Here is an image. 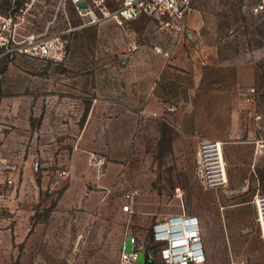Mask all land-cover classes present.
Instances as JSON below:
<instances>
[{"label":"rangeland","instance_id":"374dc122","mask_svg":"<svg viewBox=\"0 0 264 264\" xmlns=\"http://www.w3.org/2000/svg\"><path fill=\"white\" fill-rule=\"evenodd\" d=\"M260 2L193 0L189 34L173 38L146 18L68 31L80 22L69 0H0L12 35L0 46V154L22 163L15 184L0 178V264H125L131 235L159 258L166 243L154 241V224L177 214L200 217L208 264H264L254 202L264 159L255 165L232 130L244 119L239 87L209 80L254 65L264 82ZM57 34L63 61L20 49ZM217 88L225 98L204 92ZM228 130L229 184L210 189L197 174L199 144ZM136 264L154 257L141 250Z\"/></svg>","mask_w":264,"mask_h":264},{"label":"built area","instance_id":"2783aa9c","mask_svg":"<svg viewBox=\"0 0 264 264\" xmlns=\"http://www.w3.org/2000/svg\"><path fill=\"white\" fill-rule=\"evenodd\" d=\"M62 3L64 0H61ZM80 19L77 25L68 31L84 29L102 22L112 21L118 27H125L128 23L146 18L155 23L161 30L173 38H180L189 34L187 17L192 10L193 0H69ZM264 11V0L254 7V12ZM12 19L7 26L11 29ZM6 28V27H4ZM12 35L4 33L0 26V46L9 49ZM33 47L23 44L20 49L39 58H46L55 62L63 61L67 45L63 37H41ZM158 53H164L161 46L156 47ZM242 106L246 120L255 128V137L251 139L256 154H264V85H252L241 89ZM197 158V174L202 182L210 189H225L229 184L228 161L225 156L224 142L221 140H204L199 144ZM19 155L13 154L9 158L0 154L1 184L13 185L16 175L20 173L22 163ZM38 169L39 162L34 164ZM63 173H67L64 171ZM257 207V222L264 239V194H256L254 199ZM132 210V208H131ZM181 225L180 230L170 227ZM152 236L156 243H166L159 250L156 258L153 250L140 244L131 235L133 245L131 252L122 247L121 260L125 264H136L139 251H145L147 261L153 255L154 264H206V249L201 233V225L197 216L180 214L165 221L154 224Z\"/></svg>","mask_w":264,"mask_h":264},{"label":"crops","instance_id":"0c3cea01","mask_svg":"<svg viewBox=\"0 0 264 264\" xmlns=\"http://www.w3.org/2000/svg\"><path fill=\"white\" fill-rule=\"evenodd\" d=\"M211 81H214V84L215 85H223V84H230V85H237L239 88L237 90L238 92V95H239V103H240V106L241 107V111H242V114L244 116V111H243V106H242V95H241V89L243 88H246L248 86H252V85H264V82L260 81V78L258 76V73H257V69L254 65H249V66H239L237 67L236 71L234 70V74L232 77H225L223 74L222 75H217L215 78H212V79H209ZM218 87V86H217ZM204 92H210V93H207V95H216L217 97H223L225 98V91L223 89H220V88H217V89H211L209 91H204ZM206 111V113H209L208 110L210 112H212V108L210 105H206V107H203ZM226 109H229V106H226V105H223L221 104V107L217 109L218 112H223L225 113ZM204 111V110H203ZM237 121H236V125H234L233 127V131L235 132V134H238L239 136H243L245 138H247V140H242V141H238L239 143L241 144H249L253 150H254V162H255V165L257 164V162H259L260 160L264 159V154H256L255 153V149H254V145L253 143H251V139H254L255 137V128L254 126L249 123L245 116H244V119L242 117H237ZM231 130H228V132L222 136V140L224 142V149H225V156H226V159L228 161V154L227 153V143L226 142V136L230 133ZM214 135V134H212ZM216 136H220V134H216ZM221 137V136H220ZM219 138V137H218ZM224 138V139H223ZM226 139V140H225ZM84 152H81V153H76L74 155V160H73V178H77V175H76V172H75V169L77 167V164L78 162H80L82 159L87 160V157H85L84 155H82ZM229 163V162H228ZM109 177V175H106V177ZM95 180V175L92 176ZM105 177V178H106ZM88 179L90 178L89 176L87 177ZM72 195V198H74L73 196V192L71 191V189L69 188L64 196H71ZM177 215H180V214H177ZM188 215V214H187ZM176 216V215H175ZM192 216H197V215H192ZM198 217V216H197ZM198 220L200 222V225L202 227V222H201V219L200 217H198ZM202 231V230H201ZM203 233V231H202ZM204 239V238H203ZM204 244H205V249H206V256H207V262L206 264H208V249H207V245L205 243V240H204Z\"/></svg>","mask_w":264,"mask_h":264},{"label":"bare ground","instance_id":"6f19581e","mask_svg":"<svg viewBox=\"0 0 264 264\" xmlns=\"http://www.w3.org/2000/svg\"><path fill=\"white\" fill-rule=\"evenodd\" d=\"M170 229H172V230H180L181 229V225H179V224L174 225L173 227H170Z\"/></svg>","mask_w":264,"mask_h":264}]
</instances>
